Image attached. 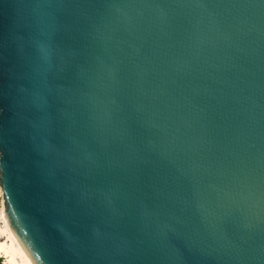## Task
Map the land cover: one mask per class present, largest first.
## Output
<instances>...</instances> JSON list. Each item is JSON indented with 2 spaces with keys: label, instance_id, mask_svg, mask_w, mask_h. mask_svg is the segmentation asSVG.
Listing matches in <instances>:
<instances>
[{
  "label": "water",
  "instance_id": "1",
  "mask_svg": "<svg viewBox=\"0 0 264 264\" xmlns=\"http://www.w3.org/2000/svg\"><path fill=\"white\" fill-rule=\"evenodd\" d=\"M0 200L33 264H264V0H0Z\"/></svg>",
  "mask_w": 264,
  "mask_h": 264
},
{
  "label": "bare ground",
  "instance_id": "2",
  "mask_svg": "<svg viewBox=\"0 0 264 264\" xmlns=\"http://www.w3.org/2000/svg\"><path fill=\"white\" fill-rule=\"evenodd\" d=\"M1 218L4 222V227H0V256L5 258L3 264H33L9 225L4 210Z\"/></svg>",
  "mask_w": 264,
  "mask_h": 264
},
{
  "label": "rangeland",
  "instance_id": "3",
  "mask_svg": "<svg viewBox=\"0 0 264 264\" xmlns=\"http://www.w3.org/2000/svg\"><path fill=\"white\" fill-rule=\"evenodd\" d=\"M2 210H3V207H2L1 200H0V227H4V222H3L2 218H1ZM0 257H1L0 258V264H3V261H4L5 258L3 256H0Z\"/></svg>",
  "mask_w": 264,
  "mask_h": 264
},
{
  "label": "trees",
  "instance_id": "4",
  "mask_svg": "<svg viewBox=\"0 0 264 264\" xmlns=\"http://www.w3.org/2000/svg\"><path fill=\"white\" fill-rule=\"evenodd\" d=\"M1 258V257H0Z\"/></svg>",
  "mask_w": 264,
  "mask_h": 264
}]
</instances>
